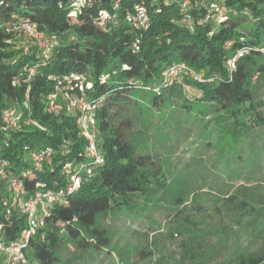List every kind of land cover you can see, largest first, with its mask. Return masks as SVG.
<instances>
[{
    "label": "trees",
    "instance_id": "obj_1",
    "mask_svg": "<svg viewBox=\"0 0 264 264\" xmlns=\"http://www.w3.org/2000/svg\"><path fill=\"white\" fill-rule=\"evenodd\" d=\"M135 2L146 9L141 26L125 20ZM211 2L223 6L222 12L210 8ZM101 9L110 14L103 26L97 24ZM73 10L71 0H0V156L9 160L27 196L37 189L68 187L66 163L85 165L79 187L47 206L45 225L29 238L24 253L38 264H61L59 250L66 242L88 255L103 252L110 238L97 218L129 209L135 195L147 196L160 187L157 171L149 168L151 157L136 153L125 138L130 122L112 121L113 109L138 103L133 90L152 92L159 109L168 96L190 84L200 92L197 102L182 97L181 108L213 111L220 124L229 122L227 127L240 134L264 126L253 92V80L264 76V0H89L75 15ZM18 21L34 23L54 41L48 58L29 38L14 42ZM173 63H184L201 80L183 70L165 84L164 72ZM71 73L85 75L91 82L88 97L99 99L101 161L86 155V141L71 111L45 109L57 81ZM5 114L19 116L17 126L4 129ZM36 148L53 153L41 168L28 157V150ZM5 198L10 194L3 184L0 241L19 240L25 218L18 206L7 213ZM239 264H264V254L241 257Z\"/></svg>",
    "mask_w": 264,
    "mask_h": 264
},
{
    "label": "rangeland",
    "instance_id": "obj_2",
    "mask_svg": "<svg viewBox=\"0 0 264 264\" xmlns=\"http://www.w3.org/2000/svg\"><path fill=\"white\" fill-rule=\"evenodd\" d=\"M253 92L264 119V76ZM199 93L182 85L158 109L152 92L133 90L136 105L113 109L115 124L130 122L125 138L151 157L160 187L97 218L106 250L88 255L66 242L61 264H239L264 254V126L240 134L213 111L181 108L182 97L194 104Z\"/></svg>",
    "mask_w": 264,
    "mask_h": 264
},
{
    "label": "built area",
    "instance_id": "obj_3",
    "mask_svg": "<svg viewBox=\"0 0 264 264\" xmlns=\"http://www.w3.org/2000/svg\"><path fill=\"white\" fill-rule=\"evenodd\" d=\"M74 10L71 15L76 14V9L80 8L85 0H71ZM210 8L222 12L223 6L216 2L210 3ZM110 18L106 9H101L97 15V24L103 26ZM147 19L145 7L135 2L131 9L126 13L125 20L135 26H141ZM15 36L23 35L29 38L36 45L40 56L48 58L54 45V41L39 31L34 23L29 21H18L13 27ZM19 38V37H15ZM229 66H233V59L228 60ZM186 70L191 77L201 80L200 76L193 70H187L184 63H173L164 72L165 84H171L179 78L180 73ZM108 75H101L100 79L105 80ZM91 86L89 79L81 73H71L64 75L57 81L54 91L47 95L45 109L48 112L57 111L63 107L67 108L75 115V122L80 135L85 139V153L95 161H101L99 145L97 139V109L99 99L88 97L87 89ZM19 116L11 117L7 114L2 116L4 129L17 126ZM52 151L49 148H36L28 150V157L36 168H41L44 164L51 161ZM9 160L0 156V188L4 184L9 190L10 198H5L3 204L6 212L9 213L15 206L19 208L25 218V229L21 239L11 241H0V255L3 257L4 264H38L30 262L24 250L28 246L29 238L36 234L38 229L45 225L44 215L47 206L54 202L63 201L66 194L75 190L81 183L79 171L85 165L73 166L66 163L65 172L68 174L70 185L66 188L57 189H37L30 195H26L22 180H19L9 169ZM90 173V170H86Z\"/></svg>",
    "mask_w": 264,
    "mask_h": 264
},
{
    "label": "water",
    "instance_id": "obj_4",
    "mask_svg": "<svg viewBox=\"0 0 264 264\" xmlns=\"http://www.w3.org/2000/svg\"><path fill=\"white\" fill-rule=\"evenodd\" d=\"M42 1H46V0H42ZM63 2H67L68 0H61ZM85 1H89V0H85ZM99 3L101 4H106L109 0H97Z\"/></svg>",
    "mask_w": 264,
    "mask_h": 264
}]
</instances>
